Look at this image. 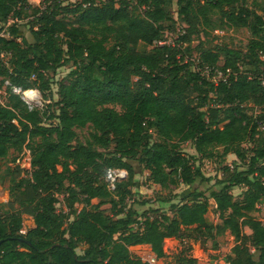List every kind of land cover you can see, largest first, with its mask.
Here are the masks:
<instances>
[{
  "label": "trees",
  "instance_id": "obj_1",
  "mask_svg": "<svg viewBox=\"0 0 264 264\" xmlns=\"http://www.w3.org/2000/svg\"><path fill=\"white\" fill-rule=\"evenodd\" d=\"M42 2L0 0V90L5 94V101L0 94V160L11 150L25 151L31 165L26 176L19 164L11 170L14 199L9 212L0 213V264H151L130 247L147 245L164 257L166 238L192 226L214 241L217 233L230 231L235 243L224 258L229 264H264V222L254 214L264 200V130L259 128L264 15L245 0ZM173 2L190 27L174 45H161L158 41L174 29ZM30 8L33 41L24 44L20 22ZM211 14L218 15L216 21ZM193 21L211 28L246 27L250 37L218 51L203 50L196 62L186 59L188 46L182 49L195 31ZM140 43L153 48L140 50ZM70 63L74 68L60 84L58 110L44 103L30 109L12 89L36 88L46 95L52 74ZM204 66L209 74L198 69ZM250 107L260 114L250 113ZM87 125L93 131L81 141L77 128ZM188 141L197 154L183 152ZM218 148L246 161L247 168L225 165L219 189L194 190L171 205L172 215L138 218L136 209L126 208L138 183L133 161L148 170L154 184L192 186L198 178L211 180L197 162ZM110 167L128 174L115 190L102 182ZM237 186L245 187L240 199L231 192ZM61 195L66 210H58ZM210 198L221 224L209 219ZM105 204L111 214L102 209ZM22 214L34 220L25 233ZM178 264L203 263L182 256Z\"/></svg>",
  "mask_w": 264,
  "mask_h": 264
},
{
  "label": "rangeland",
  "instance_id": "obj_2",
  "mask_svg": "<svg viewBox=\"0 0 264 264\" xmlns=\"http://www.w3.org/2000/svg\"><path fill=\"white\" fill-rule=\"evenodd\" d=\"M77 0H64L63 5L68 3L73 4ZM32 6H42V0H29ZM245 5L250 9L256 10L259 14L264 15V0H245ZM170 9L172 13V18L174 22V29L172 33L167 34V41L169 39L177 38L178 28L184 30L186 27H190L189 24L184 22L181 17L178 16L176 2L170 4ZM24 20L20 22L24 30V38L20 39L24 44L33 41V36L30 32L28 20L33 17L32 8L26 9L24 11ZM218 15L211 14L213 21H216ZM14 20V19H13ZM219 22V19L218 21ZM195 31L190 33V38L187 42L182 43V49L188 46L189 50L186 52L188 55L186 59H193L197 62L201 52L206 49L220 50V47L234 46L236 42L240 39H246L250 37V31L246 27H233L227 24L219 26L218 28H211L210 26L203 25L200 22H194ZM214 24V23H213ZM166 36V35H165ZM138 48L140 50L151 51L153 46L140 43ZM224 62L223 57H221L218 64L222 65ZM74 68L70 64H65L59 67L51 77V88L45 93H41L38 89H30L39 92V102L40 106L44 104H52L51 110H58V106L55 104L57 100H60L59 87L62 82H67L69 80V73ZM1 78V77H0ZM136 77L133 80L136 81ZM1 98L5 101V94L3 90H0ZM249 112L253 113L255 116L260 114V109L256 107H250ZM50 122V121H49ZM54 123L57 120L53 121ZM93 131L92 126L87 125L81 128H77L78 139L85 141L89 138L90 133ZM246 147L251 148L253 145L250 142L245 144ZM183 152L186 154H197L194 145L191 141L184 142L181 146ZM111 150V148H110ZM250 154V152H249ZM17 158H21L17 161ZM20 165L23 169V175H28L31 170L30 157L27 152L22 151L21 153L10 151L6 158L0 160V213H7L9 208V203L14 199L13 190L11 188L14 186L12 180L11 170L15 166ZM136 166V176L135 179L138 182L135 187L132 188V194L126 199V208L136 209L138 212L137 217L142 218L144 214L151 213L152 216H160L161 214H171V205L175 203H180L182 199L192 193L194 190H207V192L212 189H219L222 185L217 182V180L223 177L224 166H237L239 169H246V161H241L233 153L228 155H222V148L214 150V153L209 158H201L197 164H200L202 172L206 177H210L211 180L205 181L198 178L192 186L180 183L178 185H170L169 187H163L152 183L149 180L148 170H141L142 166L136 161H133ZM60 169V166L58 167ZM116 168V167H115ZM106 181L105 177H102V182ZM245 187L237 186L232 189V194L236 199H240L243 195ZM60 202L57 204L58 210H66L63 196H60ZM210 214L209 219L214 224H221L222 220L219 217V213L216 209V202L214 199L210 198ZM20 208L19 205L16 206ZM81 207V205L79 206ZM259 210L254 214L264 222V200L258 204ZM102 209L111 214V205L105 204ZM153 209H157L158 212L155 214ZM172 215V214H171ZM34 227V222L32 216L28 214H22V229L23 233L27 232L30 228ZM139 228L138 225H136ZM247 232H251L246 228ZM217 232V231H216ZM216 241L212 240L207 235H203L198 231L194 230V227H187L181 230V234L177 237L166 238V256L157 257L153 252H151L147 245L131 246L130 249L132 254L142 257L144 260L149 261L151 264H178L179 258L182 256H188L196 258L203 264H217L231 251L234 245V236L229 230H224L223 232L216 234ZM216 244V245H215ZM251 250L254 248L251 246ZM81 252L80 249H77ZM225 260V259H224Z\"/></svg>",
  "mask_w": 264,
  "mask_h": 264
},
{
  "label": "built area",
  "instance_id": "obj_3",
  "mask_svg": "<svg viewBox=\"0 0 264 264\" xmlns=\"http://www.w3.org/2000/svg\"><path fill=\"white\" fill-rule=\"evenodd\" d=\"M183 31L184 30H182L181 28H178L177 37ZM170 33L167 32L165 34L166 39L159 40L158 44L162 45L164 43H168V44L174 45L177 38L171 39V40L169 39V41H167V34H170ZM262 58H264V55H262ZM198 69L201 70L204 74H209L208 66H204V68L198 67ZM217 72H218V77H224V79H226V77L222 74L221 71H217ZM262 82L264 85V79ZM6 83H7V85L10 84L8 81ZM12 89L15 93L19 94L22 97V99L26 102V104L29 106L30 109H32L34 106H40L41 102H39V92L38 91L24 90L21 86H16V85L12 86ZM259 128L261 130H264V122L263 121H259ZM127 176H128V174H127V171L125 169L115 168V167L108 168L106 171V174H105V180L107 182L108 188L110 190H115L117 183L123 179H126ZM0 219H3L2 214H0ZM217 264H229V263L226 262L224 259H222Z\"/></svg>",
  "mask_w": 264,
  "mask_h": 264
},
{
  "label": "crops",
  "instance_id": "obj_4",
  "mask_svg": "<svg viewBox=\"0 0 264 264\" xmlns=\"http://www.w3.org/2000/svg\"><path fill=\"white\" fill-rule=\"evenodd\" d=\"M33 218V217H32ZM33 222H34V220H33Z\"/></svg>",
  "mask_w": 264,
  "mask_h": 264
}]
</instances>
